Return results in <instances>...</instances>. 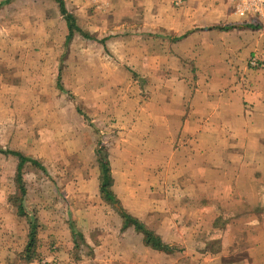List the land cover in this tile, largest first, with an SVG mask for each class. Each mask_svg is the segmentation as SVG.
Returning a JSON list of instances; mask_svg holds the SVG:
<instances>
[{
	"label": "crops",
	"instance_id": "crops-1",
	"mask_svg": "<svg viewBox=\"0 0 264 264\" xmlns=\"http://www.w3.org/2000/svg\"><path fill=\"white\" fill-rule=\"evenodd\" d=\"M63 1L78 26L71 39L58 0L0 6L7 12L0 18V163L10 160L6 179L0 174V264H224L242 222L247 257L225 263L264 264V14L241 15L229 0ZM107 58L125 65L113 68ZM144 82L155 83L146 100ZM101 91L109 100L116 92L119 106ZM114 111L120 183L115 148L94 138L97 122ZM100 149L120 205L170 250L152 247L125 224L101 194L99 164L95 178H66L69 157ZM11 151L45 168L24 165V192ZM51 161L57 178L31 183ZM49 182L65 205L62 217L53 216L55 228L41 214L56 207L44 189ZM161 186L171 191L160 195ZM32 214L38 257L27 261L21 256ZM45 243L60 250L62 262L42 256Z\"/></svg>",
	"mask_w": 264,
	"mask_h": 264
},
{
	"label": "rangeland",
	"instance_id": "rangeland-1",
	"mask_svg": "<svg viewBox=\"0 0 264 264\" xmlns=\"http://www.w3.org/2000/svg\"><path fill=\"white\" fill-rule=\"evenodd\" d=\"M5 14L7 13L6 11L4 12ZM3 14H0V18H6L5 15ZM252 19V18H251ZM254 22L258 23L256 19H252ZM7 29V28H6ZM0 30H1V27H0ZM66 30V29H65ZM6 32V31H4ZM65 35V32L64 34H62V36ZM71 59H69L70 61ZM111 60V62L113 63V65H110L109 66H118V67H124L125 64H123V62L120 60V59H116V58H113V59H109L107 58V61ZM72 61V60H71ZM100 61H102V58H98L97 59V62L96 63H100ZM106 61V63H108ZM163 63L160 61V65H162ZM63 67H64V64H63ZM55 71H56V67H55ZM130 76V74H128ZM185 78H192V76L190 75L189 77L188 76H184ZM130 79V77H129ZM131 80V79H130ZM132 81V80H131ZM192 81V79H191ZM102 82V81H101ZM96 83V85H98L97 89L99 90L100 87H103V83ZM134 85H136V83H134V81H132ZM51 81H49V85H50ZM155 85V83H147L145 84V82L143 83V89H144V94H142L143 96H140L141 98L143 99H147V95L148 97H151V93H152V89H153V86ZM84 87L83 89L80 91L81 93L83 92L84 95L87 94V92L84 91ZM97 90V91H98ZM51 90H49L50 92ZM133 93H135V90L133 91ZM113 94H116V92H113ZM113 94H110L112 96V99L115 98V96ZM130 93L129 92H123L122 95H129ZM100 95L101 96H104L106 97V100L107 102H110L111 101V105L113 106L112 108H117L119 105H117V102L114 101V100H109V93L108 92H103L101 91L100 92ZM87 98V97H86ZM145 99V100H146ZM101 103H99V101H97L94 105V108H96V114L100 113L101 112V107L100 106ZM103 106V104H101ZM85 109L87 110H90V108H88L87 106H85ZM110 110V109H108ZM109 116L106 117V119H109V121L107 122H104V121H99L97 122L99 125L97 126L96 128V134L94 135V138L97 140L98 137H102V141L106 142L107 143V146L108 147H112L115 148V149H112L113 152H111L110 154V157H111V160H112V163H113V166L115 168V172H116V175L118 176V181L120 183V178H119V175L121 173V171H123V167L121 165V155L119 154V145H118V142H119V128L112 125L113 122H118V117H120V114L119 112H116L114 111V113L110 112L108 114ZM116 120V121H115ZM33 129H36L38 131V125H35L33 126ZM88 129V128H87ZM88 130H91L93 131L92 129H88ZM37 131L33 132L32 134H37ZM41 132V131H39ZM95 132V130H94ZM40 136V133L38 134ZM100 135V136H99ZM54 157V156H53ZM71 158V159H70ZM2 162L0 163V166L1 164L3 163V165L0 167V171H1V176H2V180L6 179V168H9V158L8 157H2ZM51 163V164H50ZM50 163H48V167H47V170L44 172V173H40V171L42 170H39L37 171V174L40 173V175H35L34 173H32L30 175V182L31 183H34L35 180L39 179V176H43L42 178H49L50 180H54L57 178V174H56V171H55V165L54 163L51 161ZM67 163H69L67 165V168L69 169V171L67 170H64V174L66 175V178H70V177H74L76 179H81V178H84L83 176L87 175V179H90V178H95L98 176V173L94 171V167H98V164H99V161H98V155H91V154H82L78 157H69L67 159ZM84 166H87V168H84ZM35 171V170H33ZM73 171V173L71 172ZM72 173V174H71ZM49 185L44 188L46 190V194L48 197H53L54 198V202L53 204L56 205V207L54 206H50V205H47L46 207L50 208L51 211H49L48 214H45L44 212H41L42 215H45L43 216V219L44 220H47L49 222H51V226H53V228H55L57 226L55 220L57 218H53L54 215H56V213L62 217V213L65 211L64 208H65V205H64V202L62 200H57L55 199V196H54V193L52 195V184L49 182L48 183ZM6 189V188H5ZM4 189V190H5ZM3 190V191H4ZM171 189H166V188H163L162 186L160 187L159 191H158V194H166L167 192H170ZM2 195V191H0V196ZM4 196V195H3ZM60 217V218H61ZM59 219V218H58ZM25 220V219H24ZM242 222V221H241ZM50 224V223H49ZM84 226V225H83ZM239 228H240V232H241V235L238 234V237H237V242H234V245H231V250L229 249V251L227 253H229V255H227V257L225 258H221L222 259V262L224 264L225 261H239V260H242V259H246L247 257V247H248V241H247V236H246V229H247V223L246 222H242L240 225H239ZM242 230H245L244 231V234H242ZM45 236L47 234V230H43L42 232ZM43 245V254L42 256L43 257H48V256H57L58 260H61L62 262V259H61V256H60V250H56V246L54 245H47L46 243L45 244H42ZM50 248V250H49ZM49 250V251H48ZM57 253H56V251ZM45 253V254H44ZM39 258H41L39 256ZM38 258V259H39ZM221 259L219 260L221 262Z\"/></svg>",
	"mask_w": 264,
	"mask_h": 264
},
{
	"label": "trees",
	"instance_id": "trees-1",
	"mask_svg": "<svg viewBox=\"0 0 264 264\" xmlns=\"http://www.w3.org/2000/svg\"><path fill=\"white\" fill-rule=\"evenodd\" d=\"M7 1L8 0L0 2V6L6 3ZM58 1L60 3L61 13L64 15L68 25L69 31L67 38L71 39L72 36L74 35L75 30H78V26L77 24H75L74 16L66 9L64 1L63 0H58ZM11 153L19 157L17 177H18V181H20L21 184V188L19 190L21 192H24L25 191V188L23 186L24 165L27 162H29L32 166L43 167V169L45 168L40 164L38 160L28 158L19 151H11ZM98 160L100 165V184H101L100 191L102 196H104L107 201L112 203V205H114L118 209L122 217L125 219L126 225H128L129 223L134 224L137 230L143 232L145 236V241L149 245L159 250H170L171 248L168 244H166L158 235H156L153 231L147 228L144 223H142L137 218L133 217L120 205L119 199L117 198L115 192L113 191L114 180H113V174L111 171L108 153L106 151H103V149L98 150ZM15 200L17 201V205L20 213L27 214L23 208V204L16 197ZM29 224H30L29 239L21 257H23V259L27 261H32L38 257L37 233H38L39 223L37 216L32 214L29 218Z\"/></svg>",
	"mask_w": 264,
	"mask_h": 264
},
{
	"label": "built area",
	"instance_id": "built-area-1",
	"mask_svg": "<svg viewBox=\"0 0 264 264\" xmlns=\"http://www.w3.org/2000/svg\"><path fill=\"white\" fill-rule=\"evenodd\" d=\"M233 3L236 11L240 12L241 15L246 14L247 12H256L264 14V0H229ZM251 64L257 66L259 61L257 58L251 59Z\"/></svg>",
	"mask_w": 264,
	"mask_h": 264
}]
</instances>
